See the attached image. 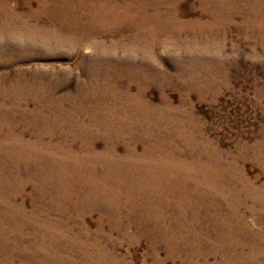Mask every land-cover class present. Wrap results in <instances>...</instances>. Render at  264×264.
<instances>
[{
    "label": "rangeland",
    "instance_id": "rangeland-1",
    "mask_svg": "<svg viewBox=\"0 0 264 264\" xmlns=\"http://www.w3.org/2000/svg\"><path fill=\"white\" fill-rule=\"evenodd\" d=\"M70 4L75 11L66 10ZM86 14L95 17L88 21L89 35ZM58 37L76 45L56 48L52 41ZM18 78L43 79L54 97L75 95L83 82L92 88L85 96L93 117L80 111L88 101L84 109L64 103L62 112L79 122L74 137L62 134L71 130L64 118L48 124L20 117L43 92H27L25 85L10 90ZM137 92L140 99L132 100L130 93ZM107 103L108 115L123 120L127 130L120 123L104 124ZM104 137L114 149L104 148ZM74 138L67 158L63 149ZM25 140L37 142L30 146ZM50 142L60 151L49 154L78 167L70 170L84 176L80 182H89L92 174L97 181L89 184L104 187V199L93 202L89 186L73 191L80 188L70 177L64 189L72 192L66 197L73 193L87 200L68 207L69 215L56 212L67 205L59 181L48 176L53 169L41 159V152L53 149ZM135 146L140 155L128 153ZM27 147L35 149L11 150ZM111 163L119 167L117 174L105 168ZM197 166L209 174L200 177ZM126 167L138 170L135 177L123 171ZM170 168L182 169L170 180L174 187L167 184ZM155 173L158 178H152ZM201 178L213 192L203 210L195 207L172 222H189L204 211L209 223L200 236V227L193 228L198 231L188 237L190 245L183 243L185 249H169L160 236L164 225L155 219L141 224L143 206H154L165 217L164 236L177 237L182 226L175 225L174 234L166 218L179 214L176 204L164 209L156 199H170L169 192L172 197L185 180L194 188ZM143 195L147 200L141 201ZM0 219V264H264V0H0Z\"/></svg>",
    "mask_w": 264,
    "mask_h": 264
},
{
    "label": "bare ground",
    "instance_id": "bare-ground-1",
    "mask_svg": "<svg viewBox=\"0 0 264 264\" xmlns=\"http://www.w3.org/2000/svg\"><path fill=\"white\" fill-rule=\"evenodd\" d=\"M225 3V2H224ZM224 3H222V4H224ZM63 7V6H62ZM64 8V7H63ZM62 8V9H63ZM61 9V10H62ZM58 10H60V8H58L57 9V11ZM66 10L67 11H69V12H73V11H75L76 10V7L75 6H73L72 4H70V5H68L67 6V8H66ZM87 15V21L86 22H84V23H86L85 24V26H87V28L89 29V33L87 34L86 33V35H89L90 33H91V31H92V27H91V23L90 22H88V21H92V19H93V15H88V14H86ZM94 19H95V17H94ZM87 23H88V25H87ZM75 25H76V23H75ZM77 27V25L76 26H73V28H71V29H75ZM90 27V28H89ZM55 34V33H54ZM61 35V34H60ZM52 39V38H51ZM45 42V41H44ZM53 42V44L55 43V45H56V48H58L57 46H59V45H66V46H70L71 48H69V49H72V47H74L76 44V41H74V43H64V40L61 38V37H58L56 40H54V41H52ZM78 43V42H77ZM50 44V41H49V43H48V45ZM63 45V46H64ZM54 46V45H53ZM61 47V46H60ZM66 48V47H65ZM67 49V48H66ZM98 72V71H97ZM63 74H65V73H63ZM67 76H69L68 74H67ZM84 76V75H83ZM98 76V75H97ZM126 76V75H125ZM20 77V76H19ZM59 79V80H58ZM56 81L57 82H55V84L56 85H58V83H60L61 82V78H58ZM64 81V80H63ZM14 82V81H13ZM53 82V81H52ZM78 84V83H77ZM13 85V86H12ZM21 85H25V86H27V87H25V91H27V92H34V90L36 89L37 91L39 90V91H41V92H43V96H42V98H40L38 101H36V99H35V97H34V108L30 111V110H28V109H26V108H23L22 110H20V112H21V114H20V117H24V115L25 114H27V115H30V117H31V120L32 121H37V119H40V120H42V121H44L45 123H48V124H50V122H57V121H60L61 119H63V120H65L66 119V121H67V123L65 124V125H68V128L69 129H71V130H69V131H65V132H63L62 134H64V133H66V132H70L72 135H73V131H72V129H73V127H74V125H77L79 122L78 121H75V119L74 118H71V117H73V116H71L70 114H65V111L64 112H62V106L64 105V103L65 102H69V103H80L79 105H78V109H84V102L83 101H88V104H90V106L89 107H86L85 108V110L83 111V110H80L81 111V113H83L85 116H87V117H93V115H94V113L92 112V111H86V110H88V108H90L91 107V104H92V101L90 100V99H88L85 95H89V96H91V93L89 92V91H92V88H90L89 89V91L87 90V86H85V84L82 82L81 83V85H80V83L78 84V87H77V93L75 94V95H64V96H61V97H54V95L53 96H51V93H52V90H51V88L50 87H48V84H46L44 81H43V79H39V78H32V79H30L29 81H26V79H17L14 83H12L11 84V89L10 90H13V89H18V88H20V86ZM13 88V89H12ZM58 89V88H57ZM129 92V91H128ZM27 94V93H26ZM127 94H129V93H127ZM98 95V94H97ZM130 98L132 99V100H134L133 98H135V99H140V95H139V93L137 92L136 94H131L130 93ZM82 99V101L81 100H79V99ZM122 98H123V100H124V95L122 94ZM125 98H127V99H129V97H125ZM14 99V98H13ZM20 99V98H19ZM130 100V99H129ZM32 101V100H31ZM131 103V102H130ZM18 104V103H17ZM105 105V104H104ZM145 105L146 106H148V107H152V105L151 104H149L148 105V103H145ZM92 106H94V105H92ZM96 106V105H95ZM144 106V105H143ZM105 108L106 109H104V111H103V113H104V124L106 125H108V124H113V123H120V124H117V125H120L121 126V130L123 131L124 129L125 130H127L128 129V127H124L121 123L123 122V120H120V121H117L116 122V120H114L115 118H113V114H110V115H108L111 111H112V108H109V103H107L106 104V106H105ZM68 109V108H67ZM70 109V108H69ZM43 110H47V111H49V113H50V115H49V117H47V115H48V113L47 114H45V113H43ZM73 110V109H72ZM5 111V110H4ZM3 111V112H4ZM7 111V110H6ZM76 111V110H75ZM152 112V111H151ZM78 114V113H77ZM26 115V116H27ZM80 117V116H79ZM36 119V120H35ZM84 121V120H83ZM89 121L90 122H94L92 119H90L89 118ZM38 123V122H37ZM95 123V122H94ZM143 125V124H142ZM53 126V125H52ZM58 127V126H57ZM86 128H87V126H86ZM112 128H114V127H112ZM50 130V129H49ZM61 130V129H60ZM110 130V129H109ZM55 131V130H54ZM53 131V132H54ZM135 132L136 131H133L132 133H131V136L132 137H134L135 138ZM151 132V131H150ZM44 134H46V132H43ZM42 133V134H43ZM59 134V133H58ZM105 135H107V134H105ZM57 136V135H56ZM63 136V135H62ZM39 137H41V136H39ZM73 137H74V135H73ZM86 137H88V136H86ZM38 138V137H37ZM105 138V140L107 139L106 137H104ZM109 138V137H108ZM49 139V138H48ZM61 140V139H60ZM88 140V142H90L92 139L91 138H88L87 139ZM116 141V140H115ZM37 141H35V140H25V143L26 144H28V145H32V144H35ZM52 142V141H51ZM50 142V144H51V147L53 148V149H49V147H48V150H46V154H43L42 152H41V155L43 156L41 159L43 160V162L44 163H46L49 167H51L52 169H53V171L49 174V172H48V176L50 177V179H51V181L52 182H56V184H57V180L59 181L58 182V185H59V188H61V191L60 192H63L64 191V193H62L63 195L62 196H64L65 198V206L66 207H63V208H60L58 211H56L58 214H68V213H70L72 210H70V209H68V207H72L73 209H76V207H77V205L79 204V202L80 201H82V199L84 198V199H86V196L87 195H84V196H82V197H78L77 198V196H75V197H73V193H72V196L69 198V197H66L67 195H69V194H71V192H69V191H66L64 188H65V182H66V180L68 179V178H70V177H73V178H75V182L74 183H76V185H78L79 186V188L80 189H78V190H73V191H77V192H86L87 191V189H88V186L91 188V190L92 191H94V192H92V194H88V197H92L91 199L93 200V202H95L96 200H99V199H102V197H103V199H104V187H102V188H99L100 186H99V184H89V182H96L97 180H94V176L92 175V174H89V182H87V181H82V182H80V180L81 179H83L84 180V176L82 175V174H79L80 172L79 171H77V170H75V172H73V171H71L70 169H75V168H78V167H75V166H70V165H67L66 163H68V162H70L67 158L68 157H70V154H72V151H73V149H72V146L75 144V142H76V139L74 138L72 141L70 140V143H67V145L65 144V146L66 147H68V149H63V151H65V154L66 155H69V156H67V158H62L61 159V157L57 154V157H56V155H55V152L59 149V151H60V148L58 147V148H55L54 149V147H53V143H51ZM54 142V141H53ZM87 142V141H86ZM87 142V143H88ZM61 143V142H60ZM152 143V142H151ZM56 145V144H55ZM114 143H113V141L112 140H106V142H105V144H104V148H106V149H110V147H112L113 149H114ZM161 145V144H160ZM93 145L91 146V151L93 152ZM29 150V151H32V150H34L33 148H31V150H30V148L29 147H27V148H21V150L20 149H18V148H12L11 150H12V153L14 154H19L21 151H25V150ZM113 149H111L113 152H114V150ZM157 149H160V148H157ZM156 148H154L153 150L154 151H156L157 150ZM49 150H51V151H55L52 155H50L49 153L51 152H48ZM149 150V147H146L145 149H144V151L145 152H147ZM205 150V149H204ZM38 151V150H37ZM44 151V150H43ZM138 150H137V148H136V146H135V150L133 149V150H129L128 149V153H131V155H138L139 154V152H137ZM144 151H143V153H144ZM117 152H114V154H116ZM127 153V154H128ZM148 153V152H147ZM187 153V152H186ZM35 154H36V157H38L37 156V152L35 151ZM140 155V154H139ZM187 156V155H186ZM237 156V155H236ZM127 157V156H126ZM135 157V156H134ZM133 157V158H134ZM51 159H54L53 161H50V162H48L47 160H51ZM128 159H129V157H128ZM128 159L126 158V161H128ZM192 159V158H191ZM37 160H39V158L37 159ZM203 160V159H202ZM206 160V159H205ZM132 161V160H131ZM190 161V160H189ZM53 164H52V163ZM206 162V161H205ZM211 162V161H210ZM41 163V162H40ZM41 164H43V163H41ZM45 164V165H46ZM184 164H186V162L184 163ZM207 164H210V163H207ZM14 165V164H13ZM44 164H43V166H45ZM109 166H107V167H105L106 169H111V170H113V172L115 173V174H117V171L119 170V167H117V164L115 165V164H108ZM115 165V166H114ZM112 166V167H111ZM114 166V167H113ZM128 166H131V167H133L134 169H137V167H140V165H138V164H136V165H130V162H129V164H128ZM203 166H204V164H203ZM53 167H56V170H55V168H53ZM111 167V168H110ZM187 167V166H186ZM195 167V166H194ZM51 168H50V170H51ZM133 168H128V167H126L125 169L123 168V171L125 170H127V171H131V174H132V176H134L135 177V174H134V172L135 171H138V170H134ZM197 168H198V166H197ZM201 168V167H200ZM200 168H198V173H199V175H200V177L202 176V175H206V173H208V170H204V169H201L200 170ZM22 169V168H21ZM46 169V168H45ZM118 169V170H117ZM182 169H184V167L182 168ZM182 169H180V170H177L176 168H170V169H168L167 170V184L169 185V186H173V183L171 184V182H170V180H172L173 179V177H175V173H176V175H177V171H181ZM188 169V168H187ZM213 169V174H216V171H215V169L214 168H212ZM222 169V168H221ZM185 170V169H184ZM189 170V169H188ZM194 170V169H193ZM19 171H21V170H19ZM194 171H196V170H194ZM220 171V170H219ZM11 172V171H10ZM15 172V171H14ZM182 172V171H181ZM18 175H20L19 173H17ZM128 174V173H127ZM161 174H165L162 170H161ZM209 174V173H208ZM28 175V174H27ZM224 175V174H223ZM43 176V175H42ZM35 177V176H34ZM33 177V178H34ZM39 177H40V174H39ZM46 177V176H45ZM45 177H43V178H45ZM48 177V178H49ZM162 177V176H161ZM32 178V179H33ZM152 178H158L157 177V175H156V173H155V175H153L152 176ZM187 178V177H186ZM216 178V177H215ZM222 178V177H221ZM230 178V177H229ZM38 179V178H37ZM87 179H88V176H87ZM160 179V178H159ZM45 180V179H44ZM153 180V179H152ZM191 180V179H190ZM38 181V180H37ZM188 181V180H187ZM193 181V180H192ZM194 181H196V180H194ZM227 181V180H226ZM34 182H36V180L34 179ZM43 182V181H42ZM199 185H197L196 183V185H195V187L194 188H191V187H189L188 185H187V182H186V180L185 181H183V184H181V185H179V184H176V186H175V188H174V191H173V193H172V197H171V195H170V192H169V198L170 199H168V197H166V198H160V199H156V201H157V203H160V204H162V205H160L161 207H163L164 209H168L167 208V206L166 205H168V207H171L172 209H176L177 211H178V215H168V216H166V218H167V220H169V222H168V226L170 227V231L172 232V233H174V226L176 225V226H182V229H183V231H180V232H178V236L177 237H173V238H171L170 239V237H168V236H164V234L165 233H167L168 234V232L164 229V227L165 226H167V222H166V219H165V217L163 216V215H160L159 214V212L158 211H156V209H155V207L154 206H149V207H147V206H143V213L144 214H142V215H140V221H141V224L143 223V224H147L150 220H152V219H155L156 220V222H158L159 223V227H162V225H164L162 228V233L163 234H161L160 236L164 239V240H162V242H165V243H167L168 245H169V249H171V247H179V248H183V249H185V246H182V245H184L183 243H185V244H187V245H190V241L188 240V237L189 236H191V235H193V232H194V234H196L195 233V231H198V229L197 230H194L193 228L195 227V226H198V227H200V232L199 233H197V235L198 236H200V233L202 232V230L205 228V222L206 223H209V215L208 214H206V215H204V211H202L201 213L202 214H200V215H202V216H205V221H203L202 220V218H200L199 216L198 217H195V218H193L191 221H189V222H184V221H181V219L179 220V222H172L173 220H176V218H178V217H181L186 211H190L191 209H194L195 207H200L201 205H204L205 203H206V201L208 200V195H209V193H211L212 191L210 190V189H206L207 188V184H206V182L203 180V178H201L199 181ZM228 182V181H227ZM30 183H32V182H30ZM44 183V182H43ZM50 183V182H49ZM226 183V182H225ZM43 185V184H42ZM51 185V184H50ZM37 186V185H36ZM39 186H40V184H39ZM194 186V185H193ZM219 186H220V184H219ZM229 186V185H228ZM259 186V185H258ZM33 187V186H32ZM45 187H47V186H45ZM56 187L58 188V186L56 185ZM63 187V188H62ZM73 187V186H72ZM174 187V186H173ZM213 187H214V185H213ZM49 188V187H48ZM221 188V187H220ZM219 188V189H220ZM239 188V187H238ZM42 189V188H41ZM201 189H203V190H201ZM241 189V188H240ZM223 190V189H222ZM40 191V190H39ZM49 191H50V189H49ZM213 191H214V189H213ZM220 191V190H219ZM225 191V190H224ZM60 192H58V193H60ZM57 193V194H58ZM184 193H186V194H184ZM213 193V192H212ZM215 193V192H214ZM40 194V193H39ZM55 195V197L57 196V197H59L58 195ZM143 194H144V192H143ZM34 195L36 196V194L34 193ZM75 195V194H74ZM145 195V194H144ZM144 195L142 196V198L140 197V199H141V201H144V199H146L147 200V198H144ZM49 196V195H48ZM54 197V196H53ZM53 197H52V199H53ZM95 197H97V199L95 198ZM210 197H212V196H210ZM95 198V199H94ZM47 199H48V197H47ZM77 199V200H76ZM176 199V200H175ZM178 199V200H177ZM87 200V199H86ZM216 200V199H215ZM224 200V199H223ZM44 201V200H43ZM91 201V200H90ZM53 202V201H52ZM56 202H58V201H56ZM220 203V202H219ZM218 203V204H219ZM54 204H56V203H54ZM69 204V205H68ZM81 204V203H80ZM91 204V203H90ZM174 205V204H176V207L174 206V208L171 206V205ZM200 204V205H199ZM216 204V203H215ZM222 204V203H221ZM47 205H48V203H47ZM53 205V204H52ZM210 205V204H209ZM212 205V204H211ZM214 205V204H213ZM223 205V204H222ZM226 205V204H225ZM224 205V206H225ZM54 206V205H53ZM180 206H181V208H180ZM49 207V206H48ZM60 207V206H59ZM193 207V208H192ZM218 207V206H217ZM226 207H228V206H226ZM225 207V208H226ZM255 207V206H254ZM44 208H45V206H44ZM47 208V207H46ZM56 208V207H55ZM91 208V207H90ZM117 210H119V209H121L120 208V205L119 206H117ZM222 208V207H221ZM224 208V207H223ZM256 208V207H255ZM13 209H14V207H13ZM12 209V210H13ZM43 209V208H42ZM53 209V208H52ZM116 209V208H115ZM124 209H126V206H124ZM200 209L201 210H203V208H201L200 207ZM207 209V208H206ZM9 210V209H8ZM45 210V209H44ZM46 211V210H45ZM48 211V210H47ZM120 211V210H119ZM212 211V210H211ZM223 211V210H222ZM226 211V210H225ZM10 212H12V211H10ZM10 212H7V213H10ZM20 212V211H19ZM27 212V211H26ZM50 212V211H49ZM56 212H54V213H56ZM196 212V211H195ZM17 213V212H16ZM51 213V212H50ZM92 213V212H91ZM118 213H120V212H118ZM187 213V212H186ZM200 213V212H199ZM231 213V212H230ZM20 214V213H19ZM26 214V213H25ZM31 214H32V212H31ZM46 214V213H45ZM23 215V214H22ZM69 215V214H68ZM34 216V215H33ZM65 216V215H64ZM63 216V217H64ZM197 216V215H196ZM234 216V215H233ZM60 217V216H59ZM191 217H192V215H191ZM190 217V218H191ZM213 217V216H212ZM221 217V216H220ZM38 218V217H37ZM36 218V219H37ZM69 218V217H68ZM189 218V217H188ZM13 219V218H12ZM16 219V218H15ZM23 219V218H22ZM35 219V220H36ZM50 219V218H49ZM215 219V218H214ZM1 220V219H0ZM29 220V219H28ZM40 220V219H39ZM75 220V219H74ZM10 221V220H9ZM15 221V220H14ZM59 221V220H58ZM237 221V220H236ZM235 221V222H236ZM26 222V221H25ZM25 222H23V223H25ZM39 222V221H38ZM43 222H45V221H43ZM76 222V221H75ZM81 222V221H80ZM1 223V222H0ZM11 223V222H10ZM29 223V222H28ZM82 223V222H81ZM212 223V222H211ZM223 223V222H222ZM239 223L241 224V222L239 221ZM5 224V223H4ZM14 224H15V222H14ZM26 224V223H25ZM243 224V223H242ZM5 225H7V224H5ZM29 225V224H28ZM48 225V224H47ZM54 225V224H53ZM85 225V224H84ZM84 225H82V226H84ZM213 225V224H212ZM20 226V225H19ZM35 226V225H34ZM68 226V225H67ZM75 226V225H74ZM238 226V225H237ZM23 227V226H22ZM36 227V226H35ZM42 227H43V225H42ZM225 227V226H224ZM230 227V226H229ZM246 227V226H245ZM21 228V227H20ZM20 228H18V229H20ZM26 228V227H25ZM61 228V227H60ZM67 228V227H66ZM86 228V227H85ZM139 228V227H138ZM244 228V227H243ZM242 228V229H243ZM247 228V227H246ZM10 229V228H9ZM13 229H14V227H13ZM16 229V228H15ZM23 229V228H22ZM22 229H21V231H22ZM39 229H41V228H39ZM43 229V228H42ZM46 230H47V228H45ZM82 229V228H81ZM87 229V228H86ZM141 229V228H140ZM155 229V228H154ZM180 229V228H179ZM1 230V229H0ZM6 230V229H5ZM35 231H36V228L34 229ZM53 230V229H52ZM69 230V229H68ZM83 230V229H82ZM244 230V229H243ZM242 230V231H243ZM61 231V230H60ZM90 231V230H89ZM139 231H141V230H139ZM211 231H212V229H211ZM17 232V231H16ZM18 232H19V230H18ZM27 232V231H26ZM31 232V231H30ZM32 232H33V230H32ZM65 232V231H64ZM67 232V231H66ZM70 232V231H69ZM68 232V233H69ZM72 232H74V230L72 231ZM205 232V231H204ZM8 233V232H7ZM48 232L46 231V234H47ZM54 233V232H53ZM61 233H63V232H61ZM203 233V232H202ZM210 233V232H209ZM246 233V232H245ZM244 233V234H245ZM30 234V233H29ZM60 234V233H59ZM174 234H176V232L174 233ZM21 235V234H20ZM42 235V234H41ZM45 235V234H44ZM43 235V236H44ZM53 235V234H52ZM63 235V234H62ZM222 235H223V233H222ZM11 236V235H10ZM22 236V235H21ZM26 236V235H25ZM37 236V235H36ZM47 236H49V235H47ZM46 236V237H47ZM54 236V235H53ZM101 236H104V235H101ZM203 236H204V234H203ZM216 236V235H215ZM1 237V236H0ZM15 237V236H14ZM28 237V236H27ZM30 237V236H29ZM32 237V236H31ZM46 237H44V238H46ZM230 237V236H229ZM23 238V237H22ZM35 238V237H34ZM39 238V237H38ZM63 238V237H62ZM65 238V237H64ZM63 238V239H64ZM90 238V237H89ZM176 238V239H175ZM185 238H187L186 239V241H185ZM212 238V237H211ZM224 238V237H223ZM1 239V238H0ZM11 239V238H10ZM62 239V240H63ZM192 239L193 240H197V237H196V235L195 236H192ZM29 240V239H28ZM33 240V239H32ZM31 240V241H32ZM41 240V239H40ZM43 240V239H42ZM54 240V239H53ZM58 240V239H57ZM61 240V241H62ZM65 240V239H64ZM68 240V239H67ZM219 240V239H218ZM235 240V239H234ZM20 241V240H19ZM18 241V242H19ZM88 241V240H87ZM208 241V240H207ZM22 242V241H21ZM36 242H37V240H36ZM35 242V243H36ZM51 242H53V241H51ZM74 242V241H73ZM76 242V241H75ZM32 243V242H31ZM34 243V242H33ZM41 243V242H40ZM45 243V242H44ZM56 243H59V242H56ZM78 243V242H77ZM0 244H3V242L2 243H0ZM9 244V243H8ZM7 244V245H8ZM28 244H30V243H28ZM49 244V243H48ZM67 244V243H66ZM12 245V244H11ZM17 245V244H16ZM50 245V244H49ZM58 245V244H57ZM64 245H65V243H64ZM5 246V245H4ZM4 246H2V247H4ZM23 246V245H22ZM33 246V245H32ZM35 246V245H34ZM34 246H33V248H34ZM47 246V245H46ZM51 246V245H50ZM49 246V247H50ZM53 246V245H52ZM51 246V247H52ZM56 246V245H55ZM78 246V245H77ZM80 246V245H79ZM85 246V245H84ZM231 246V245H230ZM11 247V246H10ZM15 247V246H14ZM19 247V246H18ZM39 247V246H38ZM57 247V246H56ZM61 247H62V245H61ZM87 247H89V246H87ZM198 247V246H197ZM234 247V246H233ZM19 248H21V247H19ZM28 248V247H27ZM45 248V247H44ZM47 248V247H46ZM79 248V247H78ZM1 249V248H0ZM16 249V248H15ZM49 249V248H48ZM55 249V248H54ZM92 249V248H91ZM157 249V248H156ZM187 249V248H186ZM201 249V248H200ZM208 249V248H207ZM21 250V249H20ZM19 250V251H20ZM41 250V249H40ZM60 251H61V249H59ZM193 250V249H192ZM196 250V249H195ZM13 251V250H12ZM31 251V250H30ZM49 251V250H48ZM53 251V250H52ZM51 251V252H52ZM64 251V250H63ZM62 251V252H63ZM71 251H73V250H71ZM85 251V250H84ZM99 251V250H98ZM44 252V251H43ZM54 252H56V251H54ZM74 252V251H73ZM90 252V251H89ZM88 252V253H89ZM22 253V252H21ZM34 253V252H33ZM38 253V252H37ZM48 253V252H47ZM57 253V252H56ZM82 253V252H81ZM80 253V254H81ZM83 253H85V252H83ZM10 254V253H9ZM25 254V253H24ZM86 254V253H85ZM84 254V255H85ZM157 254V253H156ZM20 255V254H19ZM26 255V254H25ZM73 255V254H72ZM18 256V255H17ZM22 256V255H21ZM88 256V255H87ZM8 257V256H7ZM15 257V256H14ZM48 257V256H47ZM50 257V256H49ZM12 258V257H11ZM23 258V257H22ZM46 258V257H45ZM16 259V258H15ZM65 259V258H64ZM87 259V258H86ZM99 259V258H98ZM231 259V258H230ZM234 259V258H233ZM35 260V259H34ZM43 260V259H42ZM55 260V259H54ZM19 261V260H18ZM30 261V260H29ZM74 261V260H73ZM45 262V261H44ZM56 262V261H55ZM81 262V261H80ZM91 262V261H90ZM94 262V261H93ZM100 262V261H99ZM21 263V262H20ZM28 263V262H27ZM46 263V262H45ZM49 263H53V261L51 260ZM86 263V262H85ZM185 263V262H184ZM218 263V262H217ZM220 263V262H219ZM19 264V263H18ZM81 264V263H80Z\"/></svg>",
    "mask_w": 264,
    "mask_h": 264
}]
</instances>
